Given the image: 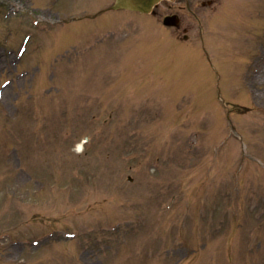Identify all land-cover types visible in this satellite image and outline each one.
Masks as SVG:
<instances>
[{
	"label": "rangeland",
	"instance_id": "rangeland-1",
	"mask_svg": "<svg viewBox=\"0 0 264 264\" xmlns=\"http://www.w3.org/2000/svg\"><path fill=\"white\" fill-rule=\"evenodd\" d=\"M112 1L0 0V264H264V0Z\"/></svg>",
	"mask_w": 264,
	"mask_h": 264
},
{
	"label": "water",
	"instance_id": "water-1",
	"mask_svg": "<svg viewBox=\"0 0 264 264\" xmlns=\"http://www.w3.org/2000/svg\"><path fill=\"white\" fill-rule=\"evenodd\" d=\"M155 1L157 0H117L113 8L126 7L147 11Z\"/></svg>",
	"mask_w": 264,
	"mask_h": 264
}]
</instances>
